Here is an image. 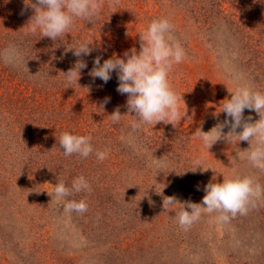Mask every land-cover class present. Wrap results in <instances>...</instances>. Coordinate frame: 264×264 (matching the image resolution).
Instances as JSON below:
<instances>
[{"label":"rangeland","instance_id":"374dc122","mask_svg":"<svg viewBox=\"0 0 264 264\" xmlns=\"http://www.w3.org/2000/svg\"><path fill=\"white\" fill-rule=\"evenodd\" d=\"M126 1L133 4L132 14L117 12L114 20L107 15L114 24H125L126 17L130 23L112 34L113 47L106 55L122 56L140 47L138 33L153 14L168 18L186 53L168 74L186 115L174 126L159 121L133 128L127 94L117 91L116 82H97L105 83L97 88L106 103L87 97V103L71 104L72 84H65L63 72L74 63L35 65L36 74H30L29 67L15 66L3 55L5 95L20 88L27 97H20L16 109L0 110L5 150L4 163L0 161V264H264V194L254 197L244 214L219 221V213L205 212L188 226L179 225L162 204L163 196L171 195L200 202L213 173L220 182L235 170L264 186V170L254 168L242 151L248 141L221 138L208 149L195 134L198 127L208 131L224 121L221 105L231 96L235 75L264 91V0ZM28 105L34 110L24 109ZM117 107L124 115L113 122L109 114ZM243 115L252 122L259 119L251 109ZM19 125L25 139L17 132ZM33 128L47 130L37 139V151L24 145L34 141L32 133L28 138ZM65 130L91 136L94 152L74 155L88 168L104 162L95 175L69 174L74 157L65 156L58 139L53 140ZM110 130L117 134V144L103 145ZM95 150L105 151L106 158L98 160ZM196 161L211 169L193 171ZM78 175L86 177L90 191L70 199L86 200L83 213L63 210L62 202L49 195L50 183H70Z\"/></svg>","mask_w":264,"mask_h":264},{"label":"clouds","instance_id":"9594fccd","mask_svg":"<svg viewBox=\"0 0 264 264\" xmlns=\"http://www.w3.org/2000/svg\"><path fill=\"white\" fill-rule=\"evenodd\" d=\"M34 13L28 23L33 32L39 30L41 36L52 40L65 37L74 26L77 18L93 22L101 8L100 0H36L28 2ZM139 51L135 47L125 50L122 56L115 53L103 60L96 56L89 75L99 78L105 83L116 72L117 91L127 94L126 105L128 113H134L135 119L131 122L133 128L145 124H156L159 121L171 123L179 122L186 112H181L178 105V95L169 82L168 74L173 64L181 62L185 57V49L173 34V25L166 17L151 19L143 31L139 32ZM88 40H78L68 47L73 50L74 56L88 55L92 49ZM6 59L15 66L23 64V55L15 47L6 50ZM87 67L86 61L77 60L74 66L63 72L67 82L80 76L81 69ZM234 88L229 91L230 98H225L221 110L225 113L222 123H217L210 130L203 131L198 127L196 136L210 148L218 139H225L229 143L236 140L248 141L249 147L242 150L245 158L254 168L264 170V91L256 88L237 74L233 77ZM105 99V103L107 102ZM102 108V106H101ZM254 110L259 119L251 121V116L244 118L245 109ZM219 111V112H220ZM113 122L121 119L119 107L109 114ZM231 118V119H229ZM229 131L223 129L229 126ZM237 128L240 131H237ZM91 136L75 134L70 131H61L58 139L65 156L78 154L88 157L94 152ZM254 142V143H253ZM98 160L106 158L105 151L95 150ZM238 155V154H237ZM201 171L211 169L202 168L199 161L195 162ZM223 175V174H222ZM51 197L62 202L63 210L83 213L87 210L84 199H70L75 193L90 191V184L85 176L78 175L70 183L63 179L52 184ZM204 192L200 202L191 200L181 201L175 195L163 196V208L172 210L181 226H188L203 213H219V221H227L230 216L247 212V206L254 197L264 194V186L259 184L250 175H243L232 171L223 175L220 182L214 175L204 185ZM162 194V191L159 193Z\"/></svg>","mask_w":264,"mask_h":264},{"label":"trees","instance_id":"16d2710c","mask_svg":"<svg viewBox=\"0 0 264 264\" xmlns=\"http://www.w3.org/2000/svg\"><path fill=\"white\" fill-rule=\"evenodd\" d=\"M28 2L29 0H0V64H1L2 56L3 55L4 57L6 56V50L9 49L10 47H15L22 53L23 55L22 66L24 68L26 66L29 67L30 74H36L35 65L52 66L54 65L55 62L56 63L59 62L62 65L65 63L67 64V62L69 63L71 62L70 64H73L77 60H84L86 61L87 67L81 69L80 77L77 82L76 79L74 78L70 83L72 84V88L70 89V93L68 94V96L72 98L70 103L80 104L82 100L87 103L89 99L87 97H93V99H90L91 102H98L101 104V101L102 102L105 101L106 98L103 92L99 93L98 91L99 87L97 88V86L105 83L97 84V82H100L102 80L99 78H93L91 75H89V71L93 67V60L96 56L101 57V63H103L104 59L111 57L110 55H106V52H109L107 50L112 49L113 47L110 46V39L112 37V34L116 30L117 33L121 31V29H123L126 26L127 22L130 23L129 18L126 17V19L128 20L125 24H114V21L110 22L107 20V15H110L111 19L114 20L117 12L119 14L120 13L132 14L133 13L132 2L131 1L128 2L126 0H100L102 6L99 10L97 17L94 19L93 22L87 21L83 18H77L74 22V26L72 27V29H70L69 33H66L65 37L57 38L55 41L47 36H41L39 30H37L36 32H33L31 30L30 25L27 23L31 18V16L33 15L34 9L31 7V4H29ZM31 2L35 3L36 0H31ZM156 16L160 17L159 14H153L150 18H155ZM109 29H110V33H108ZM85 39L88 40L89 42H92L89 45L92 51L88 55L82 54L79 57L74 56L73 50L68 49V47H71V45L78 40H85ZM38 44H43V46L45 47L44 51L36 50L35 48L36 46L33 45H38ZM136 49L137 51H139V47L137 45H136ZM3 73L5 72L4 69L2 68L0 70V82L6 80L7 77L6 73L4 75ZM9 77L11 76H8V78ZM83 78H84V82H83ZM24 80L25 79H23V81ZM109 80L116 82L117 85L118 79L115 71H113L112 76ZM65 84L67 85L68 82ZM0 86H1L0 110H2L3 107L6 108V110H10V108L16 109V105L19 106L18 103H20V97H27V95L21 93V89L18 88L13 90V92L8 93V95L11 96L7 98V96L5 95L6 90L2 86V83H0ZM78 94H80V96H78ZM4 102L6 103L4 104ZM25 108H28L29 111H33L34 105L31 106L28 105L27 107H24V109ZM84 112L88 114V109L85 108ZM32 131H29L28 138L32 133L33 136L32 139H34L35 143L32 140L29 141L27 140L26 144L24 145L30 149L37 151V149L40 147V144L38 143L37 139L40 137L39 136L40 134L41 135L46 134L47 130L40 132L39 130L33 128ZM17 132H19L20 137H22L21 139H25L24 138L25 131L20 127V125L18 126ZM73 133L76 134V131L73 130ZM78 133H81V131ZM115 136H117V134L110 130L105 136L108 139L104 142L105 144L103 145L107 144L109 146V144L110 145L117 144V140H115L116 139ZM47 137L48 136H45V139ZM55 139H59V135L53 138V140ZM3 145H4V141H2L0 138L1 163H4L3 157L5 155V152H1V150H4ZM42 147L40 149H42ZM55 148L56 146L53 147V149ZM70 157L72 158L74 157L73 160L72 158L70 159L72 161H70L68 167V172L70 175H72L73 172L77 174H81L80 171L85 172V175L88 176L89 174L95 175L96 169L104 164V162L102 161H97L96 163L94 162V167L88 168V166H86L84 163H79L78 162L79 159L77 160L74 154L70 155ZM1 163H0V169H1ZM40 174L41 173H36L35 175H40Z\"/></svg>","mask_w":264,"mask_h":264}]
</instances>
